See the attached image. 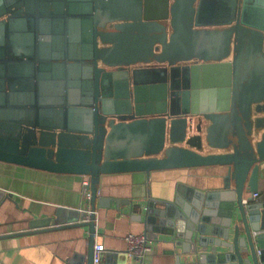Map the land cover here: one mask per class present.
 <instances>
[{
    "label": "water",
    "instance_id": "obj_1",
    "mask_svg": "<svg viewBox=\"0 0 264 264\" xmlns=\"http://www.w3.org/2000/svg\"><path fill=\"white\" fill-rule=\"evenodd\" d=\"M0 161L90 180L89 212L31 221L88 225L66 264H95L103 175L224 166L220 189L180 184L134 218L183 239L173 264H264V200L243 202L264 162V0H0ZM122 254L97 264H146Z\"/></svg>",
    "mask_w": 264,
    "mask_h": 264
},
{
    "label": "crops",
    "instance_id": "obj_2",
    "mask_svg": "<svg viewBox=\"0 0 264 264\" xmlns=\"http://www.w3.org/2000/svg\"><path fill=\"white\" fill-rule=\"evenodd\" d=\"M225 172L224 166H202L151 170L149 175L143 171L103 175L98 194L108 199V205L96 208L94 243H101L105 249L100 259L108 249L131 257L126 234L144 233L142 219L134 218L135 204L144 206L151 198L168 201L180 184L200 190L220 189ZM82 176L0 161V188L10 193L9 197L0 196V264H66L67 259L86 251L90 234L86 224L31 228L32 220L54 214L58 206L89 207L90 199L83 196ZM259 176V200H264V162ZM148 238L152 245L144 263L173 264L178 252L182 260L187 258L183 246L175 245L174 241L183 243L176 234L159 233Z\"/></svg>",
    "mask_w": 264,
    "mask_h": 264
},
{
    "label": "built area",
    "instance_id": "obj_3",
    "mask_svg": "<svg viewBox=\"0 0 264 264\" xmlns=\"http://www.w3.org/2000/svg\"><path fill=\"white\" fill-rule=\"evenodd\" d=\"M81 181H82L83 196L84 198L90 199L89 198L90 191L88 189L90 180L86 175H83ZM250 197H251L250 199L248 197H244L243 202L248 203L250 200L251 201L259 200L261 194L259 193L258 190H256L255 192H252L250 194ZM83 209L89 212V207ZM125 240H126L127 252L131 257L134 258L136 257L139 260H143L145 254L149 250H151L152 242L149 240V238L146 236L145 233L129 232L126 234ZM102 249H103V245L101 243L100 244L96 243L93 247L94 250L93 261L95 264H97L100 261Z\"/></svg>",
    "mask_w": 264,
    "mask_h": 264
}]
</instances>
